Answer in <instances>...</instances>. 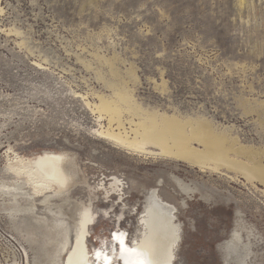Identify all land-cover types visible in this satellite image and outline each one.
Listing matches in <instances>:
<instances>
[{"label": "rangeland", "instance_id": "obj_1", "mask_svg": "<svg viewBox=\"0 0 264 264\" xmlns=\"http://www.w3.org/2000/svg\"><path fill=\"white\" fill-rule=\"evenodd\" d=\"M0 6V183L17 181L9 168L19 158L45 152L64 155L71 172L67 192L52 204L39 195L36 205L19 198L17 206L29 208L24 214L10 217V199L0 197V232L28 251L26 264H53L45 251L52 254L63 234L52 240L56 218L48 206L65 213L71 230L90 207L98 217L88 248L115 254V232H126L129 244L147 236L140 219L155 194L176 208L174 264H264V185L234 166L264 169V0ZM102 99L112 112L101 108ZM145 114L172 151L183 131L196 157H211L207 165L99 135L112 128L132 140ZM113 117L121 130L117 122L110 127ZM168 118L182 124L166 127ZM201 125L207 128L199 135ZM10 257L0 251V264H15Z\"/></svg>", "mask_w": 264, "mask_h": 264}, {"label": "bare ground", "instance_id": "obj_2", "mask_svg": "<svg viewBox=\"0 0 264 264\" xmlns=\"http://www.w3.org/2000/svg\"><path fill=\"white\" fill-rule=\"evenodd\" d=\"M1 10L2 8L0 6V12ZM128 99V97L123 96L122 100ZM101 108L107 112H112L113 110V107L106 104L103 99L101 100ZM146 116L147 118L142 117L143 119L135 125L136 129L132 130L135 134L132 140H130L126 132L115 134L114 131L110 130L112 128L108 129L107 132H101L99 135L122 145V147L124 146L145 152V148L148 145L159 146L162 148V152L166 153L165 155L178 156L179 159L186 160L193 165L198 164L200 167L205 165V161L211 159L207 152V154H203L201 157H196L195 154H198V150L192 149L188 144L184 138L183 131L174 135L175 138L180 141V145H177L179 146V148H177V153L172 151L170 146L163 143L164 140L161 136L153 134V131L156 130V124L153 122L154 117L149 115ZM116 122L118 124V129L121 130L124 126L122 121L114 117L109 122L110 127ZM165 122L166 127L182 124L171 118H168ZM206 128L207 127L201 125L195 130V133L202 135L206 133ZM200 143L208 150V144L205 141L202 140ZM216 159L225 161L222 156ZM65 160L66 158L64 155L51 152H45L32 159L19 158L16 165H11L9 168L16 176L17 181L13 184L0 183V197L10 199L9 208L4 211H6L10 217H13L15 214H24L27 212L26 209L29 210V208L18 207V199L29 200L35 203L36 196L38 195L42 197L45 202L52 204L51 202H54L52 199L62 195L70 184L71 172L69 171L68 173L66 171ZM234 166L240 169L249 181L257 179L264 185L263 168L259 167L256 171L251 172L246 170L240 163H236ZM119 183L117 179L113 181V191L119 188ZM25 186H30L33 193L27 192ZM30 207L33 208L35 206ZM48 207L50 214L56 218L55 223L51 227L48 226L54 231L53 234H51L52 240H56V234H63L61 242L57 244L58 248H55L52 254H49V250L45 251L47 252L46 256L48 258L53 257V260L50 261L53 264H109V262L110 264H115L116 261H119L121 264H174V250L179 240V230L174 223L176 208L170 204L164 203L159 199L157 194L152 196L151 204L148 207L149 209L145 212L146 215L140 219L141 224L146 227L147 236L140 235L132 244H129L126 232H115L111 236V239H113L112 242L117 248L115 254H110L102 248L92 251L88 248L87 237L89 234V227L96 222L98 217L90 207L84 206V209L81 210L79 219L75 220L74 230H71L65 213L61 210L56 211L55 209H50V206ZM105 213L108 214V212ZM73 232L75 233V238L71 239ZM27 235L29 241L31 238H34V234L30 233ZM233 238L239 239V233L236 232ZM19 253L18 257L21 256V262L19 263H22V260H24V264L28 263V251H24L23 248ZM56 253L61 254V256L57 257ZM98 253L99 255H97ZM14 261L15 263L18 261L16 254Z\"/></svg>", "mask_w": 264, "mask_h": 264}, {"label": "built area", "instance_id": "obj_3", "mask_svg": "<svg viewBox=\"0 0 264 264\" xmlns=\"http://www.w3.org/2000/svg\"><path fill=\"white\" fill-rule=\"evenodd\" d=\"M0 251H2L7 256L10 255V258L12 260H14L16 254L18 261L15 264L21 262V256L18 257V255L20 254L19 252L22 250L14 245L12 238L8 234L2 232H0Z\"/></svg>", "mask_w": 264, "mask_h": 264}, {"label": "snow or ice", "instance_id": "obj_4", "mask_svg": "<svg viewBox=\"0 0 264 264\" xmlns=\"http://www.w3.org/2000/svg\"><path fill=\"white\" fill-rule=\"evenodd\" d=\"M97 255H99V253ZM109 264H110V262H109Z\"/></svg>", "mask_w": 264, "mask_h": 264}]
</instances>
